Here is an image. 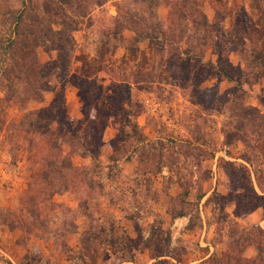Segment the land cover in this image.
<instances>
[{
	"label": "rangeland",
	"instance_id": "1",
	"mask_svg": "<svg viewBox=\"0 0 264 264\" xmlns=\"http://www.w3.org/2000/svg\"><path fill=\"white\" fill-rule=\"evenodd\" d=\"M123 261L264 264V0H0V264Z\"/></svg>",
	"mask_w": 264,
	"mask_h": 264
},
{
	"label": "trees",
	"instance_id": "2",
	"mask_svg": "<svg viewBox=\"0 0 264 264\" xmlns=\"http://www.w3.org/2000/svg\"><path fill=\"white\" fill-rule=\"evenodd\" d=\"M255 53L258 55L259 54V51L256 49ZM92 129H93V135H92L93 138L98 137L100 130L98 131V128L95 127V126H93ZM67 133H68V135H66V133H65V135L63 136L65 142H67V140H68L69 137H74V129H72L71 127H69ZM68 167L69 168H72L73 165H71V163H70V165Z\"/></svg>",
	"mask_w": 264,
	"mask_h": 264
},
{
	"label": "crops",
	"instance_id": "3",
	"mask_svg": "<svg viewBox=\"0 0 264 264\" xmlns=\"http://www.w3.org/2000/svg\"><path fill=\"white\" fill-rule=\"evenodd\" d=\"M80 230V229H79ZM129 264V263H133V264H135V262H133V261H123L122 263H119V264Z\"/></svg>",
	"mask_w": 264,
	"mask_h": 264
}]
</instances>
